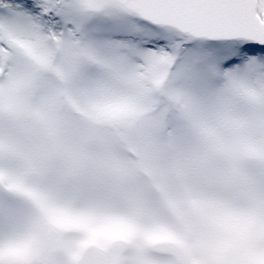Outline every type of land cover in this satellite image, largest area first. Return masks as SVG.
<instances>
[{"label":"snow or ice","instance_id":"6c2138e0","mask_svg":"<svg viewBox=\"0 0 264 264\" xmlns=\"http://www.w3.org/2000/svg\"><path fill=\"white\" fill-rule=\"evenodd\" d=\"M0 264H264V0H0Z\"/></svg>","mask_w":264,"mask_h":264}]
</instances>
